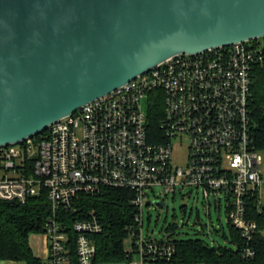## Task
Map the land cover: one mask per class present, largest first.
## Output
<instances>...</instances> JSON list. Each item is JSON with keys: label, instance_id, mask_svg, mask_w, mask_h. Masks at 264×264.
Here are the masks:
<instances>
[{"label": "built area", "instance_id": "2783aa9c", "mask_svg": "<svg viewBox=\"0 0 264 264\" xmlns=\"http://www.w3.org/2000/svg\"><path fill=\"white\" fill-rule=\"evenodd\" d=\"M263 61L264 35L179 53L38 133L1 146L0 198L23 203L45 193L49 201L45 263L71 264L75 256L77 264H93L92 234L102 232L103 223L86 200L114 189L135 210L124 241L133 259L122 264L174 251L168 232L157 238L143 232L142 212L187 187L207 201L225 199L227 220L250 241L257 224L247 217V201L264 204V150L254 141L250 106L251 74ZM157 103L159 129L152 130L149 109ZM176 147L182 164L172 162Z\"/></svg>", "mask_w": 264, "mask_h": 264}, {"label": "water", "instance_id": "95a60500", "mask_svg": "<svg viewBox=\"0 0 264 264\" xmlns=\"http://www.w3.org/2000/svg\"><path fill=\"white\" fill-rule=\"evenodd\" d=\"M263 35L264 0H0V147L173 55Z\"/></svg>", "mask_w": 264, "mask_h": 264}, {"label": "trees", "instance_id": "16d2710c", "mask_svg": "<svg viewBox=\"0 0 264 264\" xmlns=\"http://www.w3.org/2000/svg\"><path fill=\"white\" fill-rule=\"evenodd\" d=\"M251 115L254 121L253 137L256 146L264 150V61L253 68L251 74ZM161 104L149 109L150 129H159ZM88 207L97 209L103 223V231L92 234L96 251L93 264H122L133 259V254L124 249L128 226L134 224V207L124 194L109 190L103 195L86 200ZM264 204L256 198L247 201V217L255 221L257 228L247 241L230 221L227 231L221 233L224 244L211 245L199 237H180L176 225L165 227L174 245L170 255H147L144 264H264ZM50 214L49 201L45 193L29 197L25 202H12L0 198V261H23L25 264H46L35 255L29 242L31 234L44 233L45 222ZM68 217L71 212L68 211ZM70 235H74L71 231ZM250 247L252 256L244 249ZM72 255L74 251L72 249ZM71 264H77L75 256Z\"/></svg>", "mask_w": 264, "mask_h": 264}, {"label": "rangeland", "instance_id": "374dc122", "mask_svg": "<svg viewBox=\"0 0 264 264\" xmlns=\"http://www.w3.org/2000/svg\"><path fill=\"white\" fill-rule=\"evenodd\" d=\"M181 152V148H175L172 157L174 164L183 163ZM150 197L153 195L150 194ZM161 197L165 202L164 205L149 204L143 208V232L145 234H152L156 238L161 237L165 227L174 223L176 233L180 237H199L211 245L225 243L221 236L223 230L227 231L225 199H222L220 203L213 199L207 201L200 192L197 195L195 188L190 189L189 187ZM44 236L43 233H38L31 234L29 237L34 254L42 259L45 258ZM13 262L14 264H25L23 261Z\"/></svg>", "mask_w": 264, "mask_h": 264}, {"label": "crops", "instance_id": "0c3cea01", "mask_svg": "<svg viewBox=\"0 0 264 264\" xmlns=\"http://www.w3.org/2000/svg\"><path fill=\"white\" fill-rule=\"evenodd\" d=\"M2 264H14L13 260H1ZM25 263V262H24Z\"/></svg>", "mask_w": 264, "mask_h": 264}]
</instances>
